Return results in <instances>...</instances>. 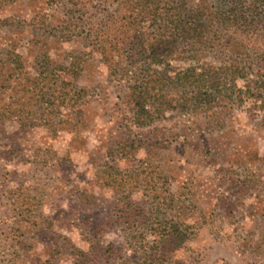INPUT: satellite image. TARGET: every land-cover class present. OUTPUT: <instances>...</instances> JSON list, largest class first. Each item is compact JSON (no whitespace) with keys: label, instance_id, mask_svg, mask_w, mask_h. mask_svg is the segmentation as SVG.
<instances>
[{"label":"rangeland","instance_id":"1","mask_svg":"<svg viewBox=\"0 0 264 264\" xmlns=\"http://www.w3.org/2000/svg\"><path fill=\"white\" fill-rule=\"evenodd\" d=\"M238 2L188 6L219 19L222 43ZM115 8L0 0V264H264V40L180 44L171 75L223 78L137 125L127 55L143 40ZM102 14L114 20L95 38Z\"/></svg>","mask_w":264,"mask_h":264},{"label":"trees","instance_id":"2","mask_svg":"<svg viewBox=\"0 0 264 264\" xmlns=\"http://www.w3.org/2000/svg\"><path fill=\"white\" fill-rule=\"evenodd\" d=\"M113 1L116 4L115 11L118 13L126 12L127 24L138 30L140 36H142L139 39L143 40L135 43L137 47L131 42L130 54L127 55L128 57L136 55L133 64L139 70L137 71V78L132 77L131 79L132 82L129 85V92L126 97L128 109L134 116L137 125L147 124L154 118L151 110H155L160 115L164 114L169 108H175L173 102L175 100L174 92L178 94L180 91L182 93L190 91L189 93L193 92L198 100L206 99L209 97L206 93L207 89L208 91L213 89L209 84L214 82L216 78L219 80L223 78L216 73L211 76L207 73H196L195 68H188L171 75V71H168L167 67L168 61L170 63L175 52L177 53L179 50L182 52V49L178 47L180 44L190 46L195 41L200 40L209 48L213 42H219L220 44L233 42L241 47L242 38L240 37L245 35L246 32H250V30H253L254 34H258V40L259 37L264 40V0H259L261 4L253 10L249 6L248 0H239L243 6L245 5L244 7L232 5V8L226 9L223 13L224 20L229 24L226 29H230L232 33L227 38H223L222 43V39L216 36L215 32L212 33L211 27L212 22H218L219 19L204 17V14L197 10L199 5L194 4V6H197L196 10L188 6L194 0L191 3H189V0ZM234 2L237 3V1ZM192 11H195L197 17L192 16L194 14ZM221 15L222 13L219 16ZM96 20L99 21V29L94 33L95 38L101 33V27L105 25L104 22L112 23L114 19L111 15L102 14V17H97ZM141 29H144V31ZM205 34H208V36ZM260 55L256 59H252V62L256 64L264 62V55ZM233 64L235 66L229 65V71L221 72L223 76L232 78V83L237 77L242 76V70H244L240 67L241 65L239 66L235 62ZM118 65L119 63L115 66ZM255 83L260 87H264V69L257 72ZM223 86L226 87V85Z\"/></svg>","mask_w":264,"mask_h":264}]
</instances>
